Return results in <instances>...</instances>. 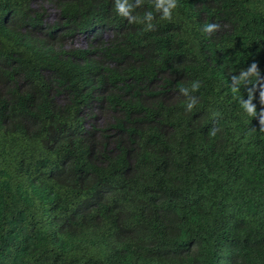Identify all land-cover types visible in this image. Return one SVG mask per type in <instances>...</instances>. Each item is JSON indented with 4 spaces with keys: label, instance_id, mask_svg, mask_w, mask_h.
I'll return each instance as SVG.
<instances>
[{
    "label": "trees",
    "instance_id": "obj_1",
    "mask_svg": "<svg viewBox=\"0 0 264 264\" xmlns=\"http://www.w3.org/2000/svg\"><path fill=\"white\" fill-rule=\"evenodd\" d=\"M262 97L264 0H0V264H264Z\"/></svg>",
    "mask_w": 264,
    "mask_h": 264
},
{
    "label": "rangeland",
    "instance_id": "obj_2",
    "mask_svg": "<svg viewBox=\"0 0 264 264\" xmlns=\"http://www.w3.org/2000/svg\"><path fill=\"white\" fill-rule=\"evenodd\" d=\"M47 10H48V21H54L55 19H57L58 16V11L57 9L50 4H46ZM106 37L110 36V33L107 32L105 33ZM91 42V39L89 37H87L84 34H80L78 35L74 41L72 42L73 45L78 46V47H82V48H86L89 46V43ZM70 45V44H68Z\"/></svg>",
    "mask_w": 264,
    "mask_h": 264
},
{
    "label": "clouds",
    "instance_id": "obj_3",
    "mask_svg": "<svg viewBox=\"0 0 264 264\" xmlns=\"http://www.w3.org/2000/svg\"><path fill=\"white\" fill-rule=\"evenodd\" d=\"M218 27H219V25H216V24H210V25H207L206 27H205V31L206 32H212L213 30H216V29H218ZM262 98H264V97H262ZM262 123H264V122H262ZM262 130H264V129H262Z\"/></svg>",
    "mask_w": 264,
    "mask_h": 264
}]
</instances>
